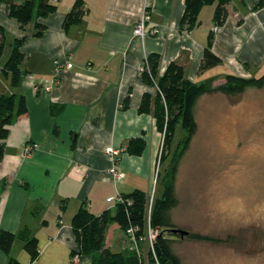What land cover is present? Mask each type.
Masks as SVG:
<instances>
[{
  "label": "crops",
  "instance_id": "1",
  "mask_svg": "<svg viewBox=\"0 0 264 264\" xmlns=\"http://www.w3.org/2000/svg\"><path fill=\"white\" fill-rule=\"evenodd\" d=\"M54 1L57 11L39 19L47 25L42 37L35 36L34 22L22 29L0 1L7 54L0 64V94H23L28 105V111L11 125L0 163V183L4 185L0 229L29 231L38 238L40 256L34 263L24 241H15L12 255L21 264H68L69 255L75 264H92L88 255L78 260L71 255L77 248L72 219L81 205L85 203L95 214L114 211L116 201L125 193L142 189L149 194L157 177L164 135L152 114L139 111L144 94L157 91L156 86L143 81L141 66L156 52L162 56V73L176 61L195 82L212 78L217 85L225 82L228 74L256 77L264 67V6L255 8L260 0H233L227 5L225 23L214 30L216 5H206L200 24L184 30L180 21L186 0H84L82 22L65 30L64 18L76 0ZM145 13L150 15L146 30L157 27L159 34H134ZM211 31L215 32L213 50L221 63L201 70ZM24 35V75L20 87L15 88L2 70L14 40ZM214 98L216 93L199 98L197 121L211 112ZM134 137L147 141L141 155L123 151ZM29 143L38 147L27 155ZM113 164L124 172L122 179H114L110 172ZM163 192L164 183L158 197ZM179 206L180 202L171 216L182 227L184 222L174 216ZM106 240L113 250H127L130 245L118 223L109 227ZM140 247L146 252L148 244L140 242ZM14 250L17 253L13 254ZM8 261L0 250V264Z\"/></svg>",
  "mask_w": 264,
  "mask_h": 264
},
{
  "label": "trees",
  "instance_id": "2",
  "mask_svg": "<svg viewBox=\"0 0 264 264\" xmlns=\"http://www.w3.org/2000/svg\"><path fill=\"white\" fill-rule=\"evenodd\" d=\"M7 7L8 15L17 19L22 29L34 22L35 36L42 37L47 25L39 19L46 18L56 12L58 6L54 0H0ZM233 0H186L185 12L180 21V27L184 30H192L200 24V13L206 5H216L214 13L215 24L221 26L229 15L227 5ZM264 6V0H260L255 8ZM86 14L84 0H76L72 9L66 14L63 26L69 30L72 25L82 22ZM26 35L17 38L13 42L10 57L5 62L3 73L10 78L11 85L20 87L23 80L21 65L25 60L22 46ZM215 32L211 31L204 49L201 70H207L221 63V58L213 50ZM6 48V30L0 22V64ZM160 53H151L143 63L144 69L141 77L146 83L156 86L155 94L145 93L139 111L149 113L155 117L158 129L163 133V149L160 163L168 156L165 151L170 148L174 141L177 128L183 127L186 134L178 144L170 167L165 173L162 196L154 199L151 210V225L160 228V233L154 244V252L149 253V258L159 264H184L182 258L173 249L175 237L188 235L194 239L218 240L207 235L188 232L185 235L176 233L174 228H179L172 220L171 211L179 204L176 193L175 180L178 165L181 158L188 150L193 138L198 132L199 124L196 118V105L199 98L207 93L222 92L228 95L242 94L249 87H264V73L259 77H245L236 74H228L225 82L214 85V79L210 78L203 82H195L185 73L183 65L172 61L166 70L161 72ZM129 97L125 101L128 105ZM28 111L25 95L12 93L0 94V163L5 156V143L11 131V125ZM57 130V129H56ZM147 147L144 137L129 139L123 151L133 155H141ZM118 162V158H117ZM0 183V192L3 188ZM150 196L142 189L121 195L115 204V210H104L100 214L93 213L84 203L72 219V228L77 241V248L71 252L72 257L88 255L92 264H146L135 251L113 250L107 245V232L113 223H118L126 232L131 227L137 228V235L143 236L147 229V215L149 212ZM128 236V235H127ZM24 241V247L31 256V262H35L40 256L39 240L32 236L29 231L12 232L0 229V250L9 257L8 264H21L12 255V248L17 240ZM129 239V238H128Z\"/></svg>",
  "mask_w": 264,
  "mask_h": 264
},
{
  "label": "rangeland",
  "instance_id": "3",
  "mask_svg": "<svg viewBox=\"0 0 264 264\" xmlns=\"http://www.w3.org/2000/svg\"><path fill=\"white\" fill-rule=\"evenodd\" d=\"M263 73L264 67L255 75ZM215 93L216 105L198 121L178 165L180 206L174 216L184 222L181 229L218 240L175 237L173 249L185 264H264V87L234 96ZM185 134L179 125L168 156L157 167L150 198L158 197ZM144 250L141 258L150 264ZM68 264H75L70 255Z\"/></svg>",
  "mask_w": 264,
  "mask_h": 264
},
{
  "label": "built area",
  "instance_id": "4",
  "mask_svg": "<svg viewBox=\"0 0 264 264\" xmlns=\"http://www.w3.org/2000/svg\"><path fill=\"white\" fill-rule=\"evenodd\" d=\"M149 19H150V15L148 13H145L141 17V19L139 20V22L136 24V26L134 28V34L136 36L144 37L148 33L151 35H157L160 33V29L157 27L153 28L150 31L146 30V22ZM217 28H218V25L214 27V30H216ZM60 67H61V65L58 63V67H57L58 72L60 71ZM143 69H144V67L142 65L141 71ZM37 147H38V145L36 143L27 144L25 146V154L30 155ZM110 172L112 173L115 180L122 179L125 175L123 171H121L117 168L116 164H113V166L110 168ZM119 199H121V197ZM153 202H154V199L150 198L149 212L147 215V222L148 223H147L146 233L143 236L139 237L136 233V231H137L136 227H131L126 231L128 238H129V244H130L129 249L132 251H135L140 258L142 255L140 242L145 241L148 244V253H150L151 251L154 252V244H155V241H156V239L160 233V228H155L151 225V210H152ZM78 257H79V255L75 256L74 259L78 260Z\"/></svg>",
  "mask_w": 264,
  "mask_h": 264
},
{
  "label": "water",
  "instance_id": "5",
  "mask_svg": "<svg viewBox=\"0 0 264 264\" xmlns=\"http://www.w3.org/2000/svg\"><path fill=\"white\" fill-rule=\"evenodd\" d=\"M173 231L176 232V233H181L182 235H185V234L188 233L187 230L179 229V228H174Z\"/></svg>",
  "mask_w": 264,
  "mask_h": 264
}]
</instances>
